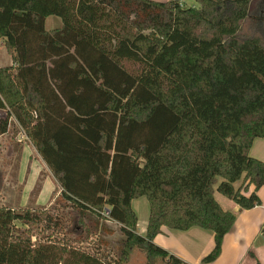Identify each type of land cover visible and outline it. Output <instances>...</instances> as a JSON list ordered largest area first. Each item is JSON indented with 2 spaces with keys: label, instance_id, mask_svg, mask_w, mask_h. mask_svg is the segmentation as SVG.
<instances>
[{
  "label": "trees",
  "instance_id": "1",
  "mask_svg": "<svg viewBox=\"0 0 264 264\" xmlns=\"http://www.w3.org/2000/svg\"><path fill=\"white\" fill-rule=\"evenodd\" d=\"M195 1L0 0L13 58L0 66V133L12 118L58 182L47 207L0 205V264H127L135 248L146 264H182L154 242L164 226L212 230L213 262L237 219L216 192L261 204L264 161L250 150L264 137V30L239 36L254 0ZM50 16L62 24L49 29ZM142 196L145 235L132 206ZM110 223L124 239L107 259ZM67 227L80 243L56 237Z\"/></svg>",
  "mask_w": 264,
  "mask_h": 264
},
{
  "label": "crops",
  "instance_id": "2",
  "mask_svg": "<svg viewBox=\"0 0 264 264\" xmlns=\"http://www.w3.org/2000/svg\"><path fill=\"white\" fill-rule=\"evenodd\" d=\"M54 21L56 25L47 27L55 28L62 24L60 18L50 16L48 21ZM13 64L12 55L7 51L2 39H0V66H10ZM6 118V111L0 108V125ZM13 121L9 120L6 131L0 133V142H4L14 135L11 128ZM16 138L19 141L27 139L21 132ZM28 142H30L27 139ZM250 155L264 161V137H258L254 140L250 150ZM47 167V170L44 168ZM40 172H44L45 179L42 189L37 196L35 206H48L53 200V193L57 189L58 182L46 162L37 152L36 148L30 142H25L20 155L19 168L16 175V182L22 185L17 203L12 207L31 206L30 194L36 184ZM241 183L238 182L237 186ZM246 195H250L255 190V185L251 184ZM261 199V204L251 209H241L235 201L218 196L216 198L225 210H229L236 215V222L233 228L225 235L222 250L219 257L213 262H203V258L211 252L215 246V233L212 230L204 229L198 226L191 227L188 230L171 229L166 226L162 228L154 242L169 252L175 254L183 260L182 264H264V185L257 191ZM133 200L132 206L134 207ZM147 231V229H146ZM145 235V234H142Z\"/></svg>",
  "mask_w": 264,
  "mask_h": 264
},
{
  "label": "rangeland",
  "instance_id": "3",
  "mask_svg": "<svg viewBox=\"0 0 264 264\" xmlns=\"http://www.w3.org/2000/svg\"><path fill=\"white\" fill-rule=\"evenodd\" d=\"M180 1H182L186 6H198V3L195 0ZM263 8L264 5L259 3V0L253 1L249 16L242 22V28L239 34L241 38L262 33L264 30L261 26V21L264 17L262 12ZM47 25L52 27L56 24L54 21L50 20ZM10 136L11 138H9V140L0 142V205L14 206L15 204H18L17 199H19L22 190V185L16 182L21 150L25 142L29 145L30 142H28L27 139L19 141L20 138H16L15 135ZM44 169L47 170V167ZM217 194H219L218 196L224 197V195L219 192H217ZM29 203L31 205L33 204L31 201ZM134 207L138 215L137 231L140 234H146L149 219V202L147 197L142 196L137 198L134 202ZM56 208L57 209H54L53 211L54 214H59V216L64 220V225L70 226V217L72 216L73 210L68 205L64 204H59ZM109 226L110 233L101 235L105 240H107L108 245H101L98 248L101 252H105L107 259H112L115 252L119 253L122 248L124 234L119 224L110 223ZM67 228L61 233H58L56 237L64 238L67 241L71 240L70 242L72 244L80 243L74 239L76 238V234L69 231L72 230V228ZM92 239L95 240V236H93L90 240ZM146 259L147 257L145 253L141 249L135 248L127 264H146ZM156 264H166V262L163 259H158Z\"/></svg>",
  "mask_w": 264,
  "mask_h": 264
},
{
  "label": "built area",
  "instance_id": "4",
  "mask_svg": "<svg viewBox=\"0 0 264 264\" xmlns=\"http://www.w3.org/2000/svg\"><path fill=\"white\" fill-rule=\"evenodd\" d=\"M180 2H182V1H180ZM183 3V2H182Z\"/></svg>",
  "mask_w": 264,
  "mask_h": 264
}]
</instances>
